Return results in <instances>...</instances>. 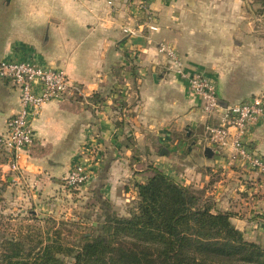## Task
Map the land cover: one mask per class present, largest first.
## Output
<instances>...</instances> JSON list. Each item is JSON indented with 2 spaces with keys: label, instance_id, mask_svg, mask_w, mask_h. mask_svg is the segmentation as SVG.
Wrapping results in <instances>:
<instances>
[{
  "label": "crops",
  "instance_id": "obj_1",
  "mask_svg": "<svg viewBox=\"0 0 264 264\" xmlns=\"http://www.w3.org/2000/svg\"><path fill=\"white\" fill-rule=\"evenodd\" d=\"M139 1L113 0L110 5L105 0H0V60L33 53L42 65L64 70L79 90L42 106L32 121L35 141L18 158L19 174L11 170L9 153L0 148V181L6 191L14 192L21 212L34 205L30 212L38 215L47 207L48 196L65 194L64 178L95 133L101 143V162L89 168V180L74 191L86 199L92 193L102 195L120 214L129 203L126 196L132 193L131 199H137L136 185L152 174L148 163L169 176L180 175L185 184L202 175L207 180L215 170L226 173L231 181L238 167L250 171L232 159L228 150L204 155V127L214 119L208 120L201 100L158 47L170 46L186 71L212 79L222 103L264 96L262 17L253 11L250 0H147L145 11ZM131 54L138 55L140 66L137 90L126 59ZM116 89L130 103L133 93L139 97L124 107L122 115L111 110L118 103H100L94 114L81 99ZM17 109L18 90L0 78V133ZM263 118L247 139L251 149L264 156ZM122 119L123 124L116 127ZM183 128L192 133L183 146L167 147L173 133ZM162 140L166 142L158 153H150ZM231 187L228 179L221 178L206 188L215 209L232 210L233 200L226 197ZM92 202L79 208L83 219L97 214L99 201ZM68 209L65 218H70L72 208ZM239 220V216L231 217L232 224Z\"/></svg>",
  "mask_w": 264,
  "mask_h": 264
},
{
  "label": "trees",
  "instance_id": "obj_2",
  "mask_svg": "<svg viewBox=\"0 0 264 264\" xmlns=\"http://www.w3.org/2000/svg\"><path fill=\"white\" fill-rule=\"evenodd\" d=\"M152 172L136 185L129 216L105 211L98 234L68 247L10 239L0 264H65L61 255L72 264H264V245L246 240L229 213L212 212L199 193Z\"/></svg>",
  "mask_w": 264,
  "mask_h": 264
},
{
  "label": "rangeland",
  "instance_id": "obj_3",
  "mask_svg": "<svg viewBox=\"0 0 264 264\" xmlns=\"http://www.w3.org/2000/svg\"><path fill=\"white\" fill-rule=\"evenodd\" d=\"M250 3L253 7H255L253 11L256 14H260V17H262L261 21L264 23V0H250ZM126 59L129 65L128 67L134 76V87L137 90L136 85L141 77L138 55H126ZM169 61V65L174 68L170 58ZM81 99L83 100L84 105L92 109L94 114H96V110H99L100 103L107 100L112 101V105L118 103L117 105L119 106H114V108L111 107V110H115L117 112V114H115L116 112L114 113L115 115H122L121 113L125 114V111H123L124 107L127 104L136 103L137 100H139V97L136 96V93H133L130 100L132 103H130L129 100L126 101V94H123L121 91L116 89L115 91H110L105 95L94 93L87 97H81ZM124 121L125 120L123 119L118 120L116 127H120ZM97 134L98 133H95L92 136V141H90L88 145H85L82 150L78 152L74 161L75 164L82 162L90 169H92V167L95 168L98 164H100L102 159V150H100L101 143L98 140ZM190 135H192V133L185 132V128H183L180 132L173 133V139L171 138V141L166 142L165 140H162V143H156V146L151 148L152 150L150 153H158L159 148L161 145H165V142L168 143L167 147H182L183 140L187 139ZM130 143L136 145V142ZM204 143L205 141L203 137L201 144ZM234 163L236 162L234 161ZM146 168L151 172L153 169H159L154 163H148ZM238 168V170H235L236 172H232L234 174H231V176L233 175L234 177L232 181L231 178H227L226 173L221 174V170H215L212 172V175L207 180L202 175L201 178H193L194 180H190L188 184H185V182L180 180L179 174L178 178H175L176 175H172L170 177L174 180L176 179L175 181L178 179V183L183 186L187 185L186 187L199 193L202 200H205L210 205L212 212H227L230 214V220L233 215L239 216L241 220L233 225L243 233L244 238L248 241L264 245V173H261L254 168H250L249 172L240 167ZM102 177L105 178V175H102ZM221 178L228 179L232 185L231 191H229V196H226L229 201L233 200L231 206L232 210L229 211L215 209L212 204V196L206 193V188L214 185L215 182L219 181ZM125 183L127 184V182ZM129 185L132 186V184ZM213 189L216 190L215 187H212L210 190ZM64 192L65 194L60 195V197L52 195L48 196L50 198L44 201V204L47 205V207L45 206L42 210H39L37 212L38 215H36L31 214L32 212H30V210L36 208L34 205L26 208L24 212H21V206H18L15 202L14 192L6 191L4 184L0 181V254L2 249L5 248L4 246H6V242L10 239L22 241L25 243L26 247L28 246V243L32 245L39 238L44 242V244L52 240L55 244L59 243L63 247H68L73 244L78 245L82 242L84 234L95 235L100 232L105 211L115 213L118 216H129L130 212L134 210L135 202L137 201L136 198L132 200V193L130 194L128 192L129 194L126 197L128 198L129 203L125 209L122 208L124 213L120 214L115 204H112L107 198H102V195L97 196L92 193L90 195L91 198H82V195L75 193L76 191H74V188H70L68 186H66ZM68 194L70 195L67 196ZM94 200L99 201V204H97V214L91 215L88 213L89 211H87L86 213L91 215V217L87 216L86 219H83L80 216V214H82V210L79 208L91 206L94 203L92 202ZM74 202L77 203V206L72 207ZM68 207L72 208L70 210V218H65L67 217L66 213L69 212ZM92 227L95 228L93 229ZM59 257L63 259V263L65 264H72L73 262V259L69 256L61 255Z\"/></svg>",
  "mask_w": 264,
  "mask_h": 264
},
{
  "label": "built area",
  "instance_id": "obj_4",
  "mask_svg": "<svg viewBox=\"0 0 264 264\" xmlns=\"http://www.w3.org/2000/svg\"><path fill=\"white\" fill-rule=\"evenodd\" d=\"M112 4L113 0H105ZM147 0L139 1L141 10H146ZM133 34L130 28L125 29ZM166 53L178 75L187 82L189 90L202 102V110L208 120L205 125V145L213 152L230 151L232 159L264 173V156L251 149L247 135L264 117V96L255 94L246 101L222 103L212 79L200 72H188L174 50L165 44L158 47ZM0 78L11 82L18 90V109L0 133V148L10 155V167L20 173L18 158L34 143L32 121L42 106L56 99L76 95L79 90L71 84L64 70L42 65L33 53L25 58L0 60ZM103 113V111H100ZM90 178V169L80 162L75 164L64 178L65 185L76 188Z\"/></svg>",
  "mask_w": 264,
  "mask_h": 264
},
{
  "label": "water",
  "instance_id": "obj_5",
  "mask_svg": "<svg viewBox=\"0 0 264 264\" xmlns=\"http://www.w3.org/2000/svg\"><path fill=\"white\" fill-rule=\"evenodd\" d=\"M263 121H264V118H263ZM263 124H264V122H263ZM203 153L207 157H212V155L214 154V152L212 151V149L210 147H208V146H205L204 147Z\"/></svg>",
  "mask_w": 264,
  "mask_h": 264
}]
</instances>
